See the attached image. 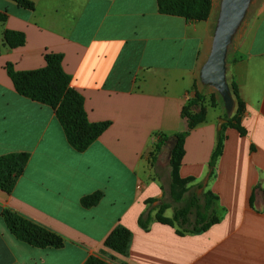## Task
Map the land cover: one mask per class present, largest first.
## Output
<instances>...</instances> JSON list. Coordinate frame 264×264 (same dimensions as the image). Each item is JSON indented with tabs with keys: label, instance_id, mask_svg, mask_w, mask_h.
<instances>
[{
	"label": "crops",
	"instance_id": "0c3cea01",
	"mask_svg": "<svg viewBox=\"0 0 264 264\" xmlns=\"http://www.w3.org/2000/svg\"><path fill=\"white\" fill-rule=\"evenodd\" d=\"M31 1L30 10L0 0L8 14L0 21V156L29 153L12 191L0 189V264H84L89 256L109 264H264V1L247 40L231 49L232 41L226 55L227 80L236 83L245 112L244 134L224 128L215 176L205 187L222 215L205 231L183 235L154 219L143 229L138 217L166 199L151 151L159 133L187 129L181 110L194 92L216 100L204 103V121L184 138L181 178L206 182L218 122L233 113L234 102L227 113L219 94L200 81L220 0H211L203 21L159 13L157 0ZM5 29L23 32L25 43L8 47ZM46 53L62 55L88 121L108 122L82 152L68 144L54 110L19 95L6 72L7 62L16 70L40 68ZM97 190L99 202L82 206L80 199ZM148 199H155L149 207ZM3 208L57 233L62 247L18 240ZM117 224L130 231L124 255L103 243Z\"/></svg>",
	"mask_w": 264,
	"mask_h": 264
},
{
	"label": "trees",
	"instance_id": "16d2710c",
	"mask_svg": "<svg viewBox=\"0 0 264 264\" xmlns=\"http://www.w3.org/2000/svg\"><path fill=\"white\" fill-rule=\"evenodd\" d=\"M18 6L33 9L31 0H11ZM211 0H157L159 13L183 17L186 21L206 20L211 10ZM7 11L0 10V21L7 19ZM2 41L10 48L22 46L25 35L21 31L5 29ZM1 47V40H0ZM45 65L31 70H16L12 63L7 62L5 69L12 80L19 95L36 102L50 106L58 119L68 144L76 151H84L108 126V122H89L84 109L82 95L71 87V77L62 68V55L46 53ZM234 100L233 113L225 116L227 121L217 131L216 143L208 162L206 182L193 183V177L181 178L179 167L184 154V138L196 125L205 119L204 95L195 91L193 96L183 105L181 116L186 119L187 129L174 133V145L170 150L169 163L171 166V183L167 189V199H163L148 211L138 217V225L147 229L152 219L176 228V232L183 234L201 233L216 223L222 215L218 209L217 196L210 190H205L207 181L215 176V165L222 152L226 126L235 128L244 134L241 119L245 112V104L241 100L236 83L230 82ZM216 97L210 95L209 101L215 104ZM172 135L159 133L151 151L150 162H156L157 154L162 151ZM29 153L15 152L0 156V189L10 193L18 177L22 174L28 161ZM103 193L99 190L83 196L80 203L84 207L96 205ZM155 199L146 200L151 206ZM171 209V216L164 215L165 210ZM155 211L153 218L151 211ZM2 220L7 229L18 240L34 247L45 248L62 247L64 241L57 233L13 212L9 208L1 211ZM130 241V231L121 224H117L104 239V245L114 252L124 255ZM84 264H109L95 256H89Z\"/></svg>",
	"mask_w": 264,
	"mask_h": 264
},
{
	"label": "water",
	"instance_id": "95a60500",
	"mask_svg": "<svg viewBox=\"0 0 264 264\" xmlns=\"http://www.w3.org/2000/svg\"><path fill=\"white\" fill-rule=\"evenodd\" d=\"M250 0H220L212 51L200 71V81L206 87L213 88L221 97L224 108L230 113L233 99L226 75V55ZM225 119H220L217 128ZM176 136L170 140L173 142ZM172 145V147H173Z\"/></svg>",
	"mask_w": 264,
	"mask_h": 264
},
{
	"label": "rangeland",
	"instance_id": "374dc122",
	"mask_svg": "<svg viewBox=\"0 0 264 264\" xmlns=\"http://www.w3.org/2000/svg\"><path fill=\"white\" fill-rule=\"evenodd\" d=\"M264 0H250L249 4L247 6L246 12L240 22V25L237 29V32L233 38V43L231 44V49L234 48L236 45V42H238L241 38H245L247 40L248 38V33H249V24L250 22L254 24L258 19H259V7L262 6L261 4L263 3ZM252 20V21H250ZM238 40V41H237ZM228 83L230 81L228 80ZM204 95V103L209 101V95L207 93L204 94V90L202 92ZM222 100V99H221ZM234 102V100H233ZM228 115V114H226ZM173 142L171 140H168L164 148L162 149L161 152L157 154V159L155 162L156 163V170L158 173L163 176V183L164 186H166V189H168L169 184L171 183V166L169 163L170 159V150L172 148ZM165 176V177H164ZM168 196L165 198L167 199ZM167 215L171 214V210L167 209L166 212Z\"/></svg>",
	"mask_w": 264,
	"mask_h": 264
}]
</instances>
